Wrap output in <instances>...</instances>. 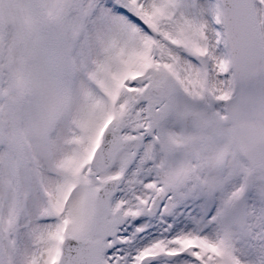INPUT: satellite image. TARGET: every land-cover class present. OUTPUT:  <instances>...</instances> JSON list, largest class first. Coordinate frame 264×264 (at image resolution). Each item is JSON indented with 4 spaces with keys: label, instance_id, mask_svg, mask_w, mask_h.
I'll return each instance as SVG.
<instances>
[{
    "label": "snow or ice",
    "instance_id": "6c2138e0",
    "mask_svg": "<svg viewBox=\"0 0 264 264\" xmlns=\"http://www.w3.org/2000/svg\"><path fill=\"white\" fill-rule=\"evenodd\" d=\"M0 264H264V0H0Z\"/></svg>",
    "mask_w": 264,
    "mask_h": 264
}]
</instances>
